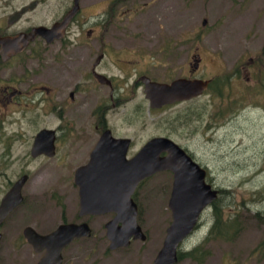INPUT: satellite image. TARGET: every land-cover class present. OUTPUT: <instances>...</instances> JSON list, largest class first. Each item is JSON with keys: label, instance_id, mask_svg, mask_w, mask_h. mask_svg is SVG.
<instances>
[{"label": "flooded vegetation", "instance_id": "flooded-vegetation-1", "mask_svg": "<svg viewBox=\"0 0 264 264\" xmlns=\"http://www.w3.org/2000/svg\"><path fill=\"white\" fill-rule=\"evenodd\" d=\"M226 1V19L214 25L215 34L212 35L217 37L218 33L226 34L230 60L224 75L215 72L209 77L202 74L204 64L198 45L190 51L186 50L187 40L196 42L203 35L208 36V33L195 27L185 29L186 0L176 1L181 6L180 14L183 13L176 43L175 37L170 39L168 33L159 32V23L155 24L156 32L145 29L143 18L140 17L149 11L156 16H148L152 21L164 20L171 8L170 0L3 2L1 8L9 11L0 15V38L11 41L5 44L0 42V107L4 110L0 117V144H3L0 149L8 148L5 140L11 142V147L18 149L20 160L15 175H5L0 203L14 182L23 175L25 180L16 202L0 218V264H38L46 258L50 247L41 243L33 244L29 237L34 234L47 235L59 226L70 224L85 225L89 235L72 238L60 249L58 260L50 264H101L107 257L112 258L113 254L121 257L122 254L130 253L127 249L137 239H130L124 246L111 248L106 238V225L115 216L114 211L92 213L80 206L79 186L75 182L74 172L89 164L97 144L106 146L108 149L104 151L107 152H120L119 149L125 147L124 158L129 160L150 139H171L169 135L156 131L137 145L130 134L132 132L123 128L136 119L138 104L135 93L140 88L144 95L146 79L165 84L175 79L206 81L203 90L188 99L151 107L145 95L144 98L148 102V109L152 111L180 106L177 117L181 125L194 118L196 122L197 116L201 118L205 112L204 129L207 131L214 127L211 120L218 115V96L223 89L226 93L222 99L223 111L219 116L225 115L229 119L237 114L244 116V107L251 105L244 102L248 89L253 94L264 95V0ZM67 14L69 19L64 28L50 42L40 35L28 40L24 46L12 42L35 26L50 27L61 22ZM136 18H140L142 23L138 29L132 27L129 30L130 21ZM200 24L205 27L206 19L203 18ZM124 30L127 33H122ZM235 106L241 110L239 113L235 114ZM255 106L254 112L264 116V100ZM48 112L53 117L51 125L40 127V115ZM118 115L123 116L121 127ZM22 119H27V126L33 129L6 130L5 124L18 123ZM43 128L52 132V154L33 156L31 149L34 137ZM181 148L194 160L192 153ZM166 154V151H161L158 155L164 157ZM52 158H57L55 166L68 170L64 181L54 189L42 190L37 185L30 187L27 183L31 180V165L41 159ZM5 159L4 155V163H7ZM197 164L205 170L204 181L211 185L207 182L206 166ZM160 172L170 173L168 170L158 171L141 179L131 193L136 206V223L145 237L144 240H138L143 241L141 244L148 238V231L144 228L147 223L143 214L145 205L139 203L138 192ZM94 203L95 200H92L89 210L95 209L97 204ZM56 208L59 209V215ZM161 214L163 218L166 215L170 217L164 227L165 234L171 221L168 203L162 205ZM96 228L102 231V237L97 235L99 241H90ZM182 242L176 249L177 261L181 259L178 254ZM161 245L148 264H152ZM142 250L137 245L133 259L143 257ZM97 254L101 255L98 259ZM123 259L114 258L110 264L121 263Z\"/></svg>", "mask_w": 264, "mask_h": 264}, {"label": "rangeland", "instance_id": "rangeland-1", "mask_svg": "<svg viewBox=\"0 0 264 264\" xmlns=\"http://www.w3.org/2000/svg\"><path fill=\"white\" fill-rule=\"evenodd\" d=\"M5 1L0 0V15L2 12L9 11V9L1 8ZM176 1L170 0L171 8L164 20L152 21L148 16L152 18H156V16L150 14L149 11L140 16L143 18L145 29L156 32L155 24L159 23V32L161 34L168 33L170 39L175 37V43L179 31L178 25L181 15L183 16V13L180 14L181 6H178ZM186 3L185 29L195 27L199 31L208 33V36L203 35L196 42L187 40L186 50L190 51L195 45H198V50L203 58L202 74L204 76L209 77L215 72H221V75H224L230 60L227 37L226 34L218 33L217 37L212 34H215L214 25L226 19L227 1L186 0ZM203 18L206 19L205 27L200 24ZM130 22L129 30L132 27L138 29L139 24L142 23L140 18ZM145 22L147 23L145 24ZM122 33H127V30ZM176 51L178 52L177 46ZM225 93L226 90L223 89L218 96V101H220L216 109L219 111L218 115L211 120L214 126L211 131L204 129L207 116L205 112L201 114V118L197 116L196 122L194 118L193 121L191 119L181 125V121L177 117L180 106L168 107L160 111L148 109V102L145 101L140 88L135 93V100L138 104L136 119L127 127L123 126L132 132L130 134L133 135L132 138L137 142V145L156 131L169 135L177 144L192 153L196 162L206 166L207 182L211 184L212 188L218 190L217 198L201 212L194 230L183 240L180 246L183 256L175 264H264V218L258 219L255 216L257 211L264 214V116L254 112L255 105L264 100V95L262 93L253 94L248 89V93L244 95L246 99L244 102L248 105L251 103V105L244 107L242 112L244 116L240 117L237 114L229 119L225 115L219 116L223 111L222 99H224ZM233 97L236 99L235 96ZM43 109L44 106L42 111ZM235 109V114L241 111L237 110L239 109L237 106ZM3 112V108L0 107V117ZM40 117V127L51 125L52 114L48 112V114H41ZM122 119L123 116L118 118L120 127ZM5 127L6 130L33 129V127L27 126V119H22L14 124H5ZM120 127L117 128L120 129ZM2 145L0 144L1 148ZM5 145L8 148L0 149V193L6 178L5 175L11 174L9 177H13L18 170L17 163L20 160L18 149L14 150L11 147L12 143H8L7 140H5ZM4 155L7 163H4ZM55 159H41L34 162L30 167L31 180L27 184L30 187L37 185L42 190L51 189V187L54 189L61 184L68 170L55 166ZM171 179V173L160 172L150 178L138 192L139 203L145 205L143 214L147 220L144 228L148 231V238L144 244H141L143 241H134L133 245L127 249L130 253L122 254L121 257L113 254L112 258L107 257L101 264H110L114 258H125L118 264H148L150 262L155 251L161 245L164 227L168 223V218L170 219L167 215L166 218L161 216V207L163 204L166 206ZM212 204L222 208L224 218L235 217L238 229L236 232L230 230L227 238L210 237L206 239L213 221ZM55 210L59 215V209ZM97 235L102 237V231L98 228L90 241H99L100 238L98 239ZM137 245L143 248L144 256L140 259L138 257L133 259V251ZM196 246H200V254L196 255L197 258L186 256L185 253ZM99 256L101 255L97 254L96 258L98 259Z\"/></svg>", "mask_w": 264, "mask_h": 264}, {"label": "water", "instance_id": "water-1", "mask_svg": "<svg viewBox=\"0 0 264 264\" xmlns=\"http://www.w3.org/2000/svg\"><path fill=\"white\" fill-rule=\"evenodd\" d=\"M68 19L67 14L61 22L50 27L35 26L12 42L24 46L36 35L50 42L64 28ZM8 41L11 40L0 38L1 43L5 44ZM206 83L202 80L175 79L165 84L146 79L144 95L151 107H158L165 103L196 96L203 90ZM105 147L97 144L89 164L74 172L75 182L79 186L80 206L86 212H115L113 219L106 225V238L111 248L124 246L130 239L144 240V234L136 223V206L131 199V193L141 179L158 171L168 170L172 175L167 202L171 221L165 229L161 248L152 264H175L177 246L193 231L201 212L217 198L218 190L204 181L205 170L171 139L152 138L129 160L124 158L125 147L119 149L120 152H107L104 151L108 149ZM52 151V132L43 128L34 137L31 154L34 156L43 153L50 156ZM161 151H166L167 154L160 157L158 154ZM94 163L97 165L94 166ZM24 180L23 175L5 193L0 203V218L16 202ZM92 200H95L97 205H94L95 209L90 211L88 208H91ZM117 222H120V225H117ZM88 235L89 230L85 225L70 224L59 226L47 235L34 234L33 237H29V240L33 244L41 243L50 247L46 258L38 263L50 264L49 262L58 260L60 249L72 238Z\"/></svg>", "mask_w": 264, "mask_h": 264}, {"label": "trees", "instance_id": "trees-1", "mask_svg": "<svg viewBox=\"0 0 264 264\" xmlns=\"http://www.w3.org/2000/svg\"><path fill=\"white\" fill-rule=\"evenodd\" d=\"M264 213V212H263ZM212 215H213V221L211 224V227L209 229L208 235L206 239L210 237H220V238H227L228 232L231 230L232 232H236L238 228H236L235 223V217L234 218H224L222 216V208L218 207L214 204H212ZM255 216L260 219L264 218V214L258 213V211L255 213ZM200 246H196L192 248L191 250L187 251L185 254L186 256L192 257L196 259V255L200 254ZM183 252H180L178 254V258H182Z\"/></svg>", "mask_w": 264, "mask_h": 264}, {"label": "bare ground", "instance_id": "bare-ground-1", "mask_svg": "<svg viewBox=\"0 0 264 264\" xmlns=\"http://www.w3.org/2000/svg\"><path fill=\"white\" fill-rule=\"evenodd\" d=\"M191 156V155H190ZM198 163V162H197ZM178 252V251H177Z\"/></svg>", "mask_w": 264, "mask_h": 264}]
</instances>
